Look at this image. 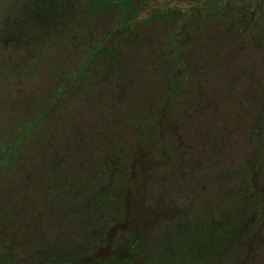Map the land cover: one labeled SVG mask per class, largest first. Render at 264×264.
I'll use <instances>...</instances> for the list:
<instances>
[{"label": "rangeland", "instance_id": "rangeland-1", "mask_svg": "<svg viewBox=\"0 0 264 264\" xmlns=\"http://www.w3.org/2000/svg\"><path fill=\"white\" fill-rule=\"evenodd\" d=\"M107 4L0 0L1 155L8 130L32 115L45 121L18 154V170L8 169L13 154L2 156L0 226L6 222L8 229L0 240L15 248L19 264H85L97 244L87 243L93 235L86 215L74 214L75 171H98L117 152L122 186L129 172L125 151L181 68L185 76L171 109L176 119L150 156L145 201L135 205V214L145 216L142 226L158 222L150 232L143 228L132 262L100 264H264V0H132L137 15ZM84 60L92 61L79 71ZM62 84L65 98L53 101ZM65 174L72 179L62 185L70 189H54L45 200L46 185ZM13 197L20 199L14 213L23 206L28 214L20 232L11 228L16 218L5 219ZM246 206L250 232L241 248L231 249L229 259L197 253L193 243L206 238L201 222L233 221ZM33 207L40 212L30 222ZM38 245L46 252L36 255Z\"/></svg>", "mask_w": 264, "mask_h": 264}, {"label": "trees", "instance_id": "trees-1", "mask_svg": "<svg viewBox=\"0 0 264 264\" xmlns=\"http://www.w3.org/2000/svg\"><path fill=\"white\" fill-rule=\"evenodd\" d=\"M107 2V5L113 4L118 6L124 14L130 12L133 15H137V9L132 6V0H107ZM189 14L190 13H186L185 18L189 17ZM125 23L126 22L124 21L120 22L118 26H123ZM132 26L133 25L130 24V28ZM179 26L180 24H178L177 27ZM177 29L178 28H176V30ZM174 43L176 44V41H174ZM174 59L176 64L180 63L178 56H174ZM91 61L92 60H84L79 67V71L86 70L85 68H88ZM180 72L181 77L176 80L174 88L163 97L162 100H160L159 105L149 108L144 121L137 127V137L125 151L126 157H123V159L127 158L126 164H128L129 172L127 176L124 177L122 186L117 188L116 179L120 176L118 175V172L122 171L120 163L123 162H120L122 158H120L116 152L113 157L106 156L102 159V165L99 166L98 171L91 169L88 171L84 166L78 167L75 171V177L77 176V182H80V186L73 191L69 187L62 185L69 180L68 177H71L72 179L70 174H65L63 178L58 177L56 183L47 184V191L45 190L41 192L42 197L46 200L47 196H49L54 189L66 190V188H69L71 193L70 199L74 203V214L76 213V218L86 215L85 218L89 223V229L93 235L92 237L90 236L87 238V243H90V246L93 243L97 245L94 250L87 251L85 254V264H100L108 259L114 261L113 263L119 261L132 262V251H134L136 245L143 240V237H141L144 234L143 228L146 229L147 227V232H150V227L158 222L155 219H153V221H148L146 219L148 221V223H146L147 225L142 226L141 222L145 219V216L140 215L139 213L135 214V205H141V203L145 201L141 189L144 188L143 186L146 182L147 167L151 164L150 156L163 143L167 130L172 125L173 120L176 119V113L173 115L171 109L176 106V99L174 96L178 90H180L182 75L185 76L181 68ZM66 87H68L66 84L59 85L56 88V95L52 100H59L60 98L64 99L67 89ZM32 117V119L30 118L31 120H25L24 124L18 125V128H13L11 131H7L10 142L6 147V151H3L2 155L0 153V167L4 163L2 156L4 154H6V156L13 154L14 157L8 162L9 172H14L19 169L16 164L19 163L17 161L19 157L18 154L23 152V145L31 144L32 139L37 135L36 132L39 130V126L45 124L43 119L41 121V116L32 115ZM258 132L259 129L254 130L253 136L260 141L259 137H261V134ZM254 156H256V154H254ZM54 165H57L56 162ZM252 177L255 178V174L252 175ZM134 181L137 182L136 188H134ZM84 185H87L86 190H84ZM65 199L66 197H64V200ZM15 200L20 199L19 197H13V199L6 201L8 202V205H10V212L7 217H3H5V219H8V217L16 218V220H12L13 223L11 222V228L16 227L15 230L18 229L20 232L21 228L27 224L28 214L25 213L26 207L23 206L20 208L18 215L14 213L17 208V205H15L17 202H13ZM77 202L80 204L79 207L76 206ZM79 208L82 212L77 211ZM140 208L142 209L143 207ZM246 208L247 206L242 209L240 212L241 214L239 213L237 216H234L233 221L231 217H227L226 219L231 218L230 222L219 219V224L217 225L211 222L208 226H205V223H200L198 218L194 219L193 227L195 228L197 224L200 223L201 227L203 226L200 233L202 236L206 237L203 241L193 243V245L197 247V250H199L197 253L200 254L201 252H205L204 255L211 258L217 256V260L222 258L229 259L231 249L241 248L245 243L244 238L250 232V224H247L245 221L246 212L243 213ZM27 209H29V207H27ZM33 209L34 211L37 210L36 207H33ZM124 211L126 215L124 220H122ZM39 212L40 211L37 210V213H35L36 215L33 216V219H29V221L31 222L37 219ZM161 214L162 213L157 214L155 217L161 216ZM22 219L25 220V223H22ZM33 227L34 225L32 224L26 226L28 236L32 235L31 231ZM7 229V223L4 222V224H1L0 226V234L5 233ZM187 230H191V228ZM46 240L47 239H45V241ZM50 241L53 244L52 248L55 247L56 245L53 243V240L50 239ZM174 241L175 240L171 242ZM206 242L207 245L205 244ZM8 243L9 242L6 240H0V264H19L22 260H19L16 257L14 254L15 248L12 249ZM87 243L84 244L87 245ZM38 248L39 249L36 250V255L38 253L42 254L43 252H46L44 249H40V245H38ZM135 264L142 263L138 262ZM239 264H242V262Z\"/></svg>", "mask_w": 264, "mask_h": 264}]
</instances>
